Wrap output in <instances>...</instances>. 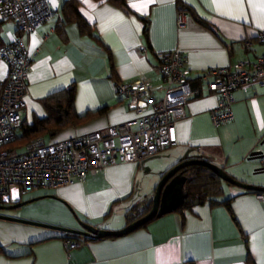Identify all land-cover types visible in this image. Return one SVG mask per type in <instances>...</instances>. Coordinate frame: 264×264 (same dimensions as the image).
I'll return each mask as SVG.
<instances>
[{
	"label": "crops",
	"instance_id": "crops-1",
	"mask_svg": "<svg viewBox=\"0 0 264 264\" xmlns=\"http://www.w3.org/2000/svg\"><path fill=\"white\" fill-rule=\"evenodd\" d=\"M49 2L53 13L30 32L0 14L2 48L23 35L32 56L24 125L49 115L44 98L74 87L75 113L90 116L52 136L65 140L95 131L106 134L112 125L137 115L118 92L117 82L142 79L157 98L164 97L161 51L183 53L200 95L187 103L186 115L176 122L177 142L163 152L92 169L85 180L57 187L56 193L36 189L23 198L27 192L15 188L9 203L38 200L20 213L0 209L1 214L69 228L82 229L85 222L120 230L130 223L112 205L128 208L130 195L156 193L164 174L183 158L210 160L236 179L264 187L262 156L255 153L264 152V86L235 89V118L217 126L212 111L220 95L198 79L208 68L255 61L264 52V0ZM183 8L193 20L189 26L179 25ZM9 75L10 64L0 57V81ZM223 181L220 199L228 203L180 206L119 236L85 237L0 217V264H264V191ZM151 200L146 197L144 206ZM67 240H72L70 246Z\"/></svg>",
	"mask_w": 264,
	"mask_h": 264
},
{
	"label": "built area",
	"instance_id": "built-area-1",
	"mask_svg": "<svg viewBox=\"0 0 264 264\" xmlns=\"http://www.w3.org/2000/svg\"><path fill=\"white\" fill-rule=\"evenodd\" d=\"M53 9L49 0H0V14L14 19L19 28L30 32L45 21ZM181 26L193 23L186 9L179 10ZM264 44V29L260 32ZM29 46L20 35L5 45L0 57L10 64V75L0 81V199L9 203L13 190L29 192L39 188H57L85 180L89 171L123 162L140 161L159 154L177 142L178 119L186 115V105L200 95L192 85L186 59L179 50L161 51L159 70L167 84L159 99L149 82L142 79L117 82L118 92L136 117L114 124L105 134L95 131L57 142L42 138L28 141L24 151L12 145L22 127L28 76L32 64ZM199 80L207 89L220 95L213 109L214 124L219 126L235 118L234 90L257 83L264 86V52L255 61L204 70ZM264 165V155L261 157ZM264 199V194H260ZM72 240H67V246Z\"/></svg>",
	"mask_w": 264,
	"mask_h": 264
},
{
	"label": "trees",
	"instance_id": "trees-1",
	"mask_svg": "<svg viewBox=\"0 0 264 264\" xmlns=\"http://www.w3.org/2000/svg\"><path fill=\"white\" fill-rule=\"evenodd\" d=\"M79 23L81 26L84 25L81 21ZM1 45L2 41L0 38V49L3 46ZM74 101V87L59 90L44 98V103L49 111V115L44 118L37 119L32 125L23 124L21 127V132L18 134L17 141L27 142L42 136H47L49 134L51 135L71 124L75 125L82 122L84 119H87L90 114L79 115L75 113ZM182 170L188 176V181L185 185V188L189 191V197L179 209H190L196 204L205 203L207 201H224L225 203L229 202L227 199H220V196L224 191V181L212 169L204 165H192L185 167ZM253 192L259 193L260 191L255 190ZM2 203L7 204V202L0 199V204ZM153 203L154 200H151L146 206H144L143 202L141 204H136L131 209H128L127 218L129 223L131 224L147 214L152 209ZM71 236L75 237L70 234L67 235L66 238L71 239Z\"/></svg>",
	"mask_w": 264,
	"mask_h": 264
},
{
	"label": "water",
	"instance_id": "water-1",
	"mask_svg": "<svg viewBox=\"0 0 264 264\" xmlns=\"http://www.w3.org/2000/svg\"><path fill=\"white\" fill-rule=\"evenodd\" d=\"M258 155H264V152L262 150H259L257 152ZM193 164H203L206 166H209L211 169H213L221 178L224 180H227L237 186L250 189V190H257V191H264L263 186H256L253 184H249L247 182L241 181L233 177L231 174H229L223 167L213 163L210 160L203 159V158H191V159H185L183 158L178 164L171 167L163 176V178L160 180L155 197H154V203L152 209L145 214L140 219L136 220L135 222L129 224L125 228H122L120 230H109L100 228L85 222H82L83 228H69V227H63L58 226L51 223H42L37 222L29 219H25L22 217L12 216L8 214H1L0 217L4 219L19 221V222H25L30 223L34 225H40L45 226L52 229H57L69 233H73L76 235H82L85 237H97V238H103L107 236L112 235H124L128 234L138 227L142 226L143 224L147 223L151 219L155 218L157 215H163L165 213H169L172 211H175L178 209L188 198L189 191L185 189L186 182L188 180L187 175L182 171L183 168L187 167L188 165ZM259 171L264 172V166H261L259 168ZM53 197H57L53 195ZM38 200V198L30 199V200H24L19 201L15 203H11L10 205L7 204H0V209H15V208H23L25 205L34 202V200Z\"/></svg>",
	"mask_w": 264,
	"mask_h": 264
},
{
	"label": "rangeland",
	"instance_id": "rangeland-1",
	"mask_svg": "<svg viewBox=\"0 0 264 264\" xmlns=\"http://www.w3.org/2000/svg\"><path fill=\"white\" fill-rule=\"evenodd\" d=\"M19 132H21V130L19 131ZM57 135V134H56ZM52 136V134L50 135H47V136H45L46 137V140L48 141V142H53V141H56V140H63V139H56V137L57 136ZM54 139V140H53ZM56 139V140H55ZM18 142V141H17ZM27 143L28 142H22V141H20L19 142V144H17V143H13L12 145H14V146H18V145H21L22 144V146H19L18 148H19V150H21V151H24L26 148H27ZM229 184L228 183H226V186H228ZM53 189H55V188H50L49 190L48 189H38V190H40V191H46V192H48V193H56L57 192V190H53ZM140 189V191L142 192V190H141V188H139ZM36 190V189H35ZM29 191V192H27V193H24L23 194V198H26V196H27V194H30V193H32V192H36V191ZM155 194L156 193H147V192H145V194H144V196L142 195L141 196V193L140 192H136V193H134L133 195H130L131 196V198H129L130 200L128 201V208L127 207H125V206H121V205H118V206H114V204L112 205V207H114L115 208V213H117L118 215H123V217H124V220H122V221H125L126 222V218H127V211H128V209L129 208H133L136 204H141V203H143L144 202V199H146V197L150 200V199H154V197H155ZM124 202V201H123ZM35 203V202H34ZM34 203H31V204H34ZM9 204H11V203H7V205H9ZM31 204H29V205H31ZM125 204V203H124ZM119 206H121V207H119ZM125 207V208H124ZM3 211H5V212H7V213H20V212H22V208H15V209H4ZM115 226H119V224H115Z\"/></svg>",
	"mask_w": 264,
	"mask_h": 264
}]
</instances>
